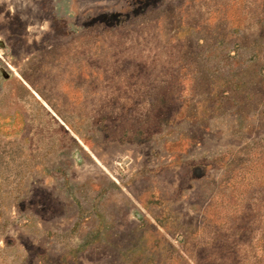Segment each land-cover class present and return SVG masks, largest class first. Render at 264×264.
<instances>
[{"label":"rangeland","instance_id":"obj_1","mask_svg":"<svg viewBox=\"0 0 264 264\" xmlns=\"http://www.w3.org/2000/svg\"><path fill=\"white\" fill-rule=\"evenodd\" d=\"M0 264H264V0H0Z\"/></svg>","mask_w":264,"mask_h":264},{"label":"bare ground","instance_id":"obj_2","mask_svg":"<svg viewBox=\"0 0 264 264\" xmlns=\"http://www.w3.org/2000/svg\"><path fill=\"white\" fill-rule=\"evenodd\" d=\"M46 105V104H45ZM47 106V105H46Z\"/></svg>","mask_w":264,"mask_h":264}]
</instances>
